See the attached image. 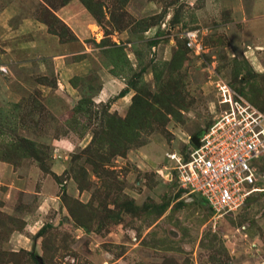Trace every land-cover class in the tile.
<instances>
[{
    "label": "rangeland",
    "instance_id": "374dc122",
    "mask_svg": "<svg viewBox=\"0 0 264 264\" xmlns=\"http://www.w3.org/2000/svg\"><path fill=\"white\" fill-rule=\"evenodd\" d=\"M210 2L0 0V87L22 98L0 99V161L10 165L0 264H264V157L259 191L223 216L167 177L168 154L185 155L221 114L218 83L264 111V26L235 25ZM66 7L87 19L83 41ZM29 19L79 53L69 60H89L71 80L77 100L58 113L44 102L43 86L60 80L52 61L19 64ZM187 30L201 31V55L187 48ZM112 79L119 89L103 93ZM60 138L73 144L63 156L52 146Z\"/></svg>",
    "mask_w": 264,
    "mask_h": 264
},
{
    "label": "built area",
    "instance_id": "2783aa9c",
    "mask_svg": "<svg viewBox=\"0 0 264 264\" xmlns=\"http://www.w3.org/2000/svg\"><path fill=\"white\" fill-rule=\"evenodd\" d=\"M200 30L182 37L196 55L204 51ZM221 114L201 133L199 146L170 153V181L197 195L218 215L247 205L257 187L256 163L264 157V111L240 98L226 83L217 84ZM167 169V168H166Z\"/></svg>",
    "mask_w": 264,
    "mask_h": 264
},
{
    "label": "crops",
    "instance_id": "0c3cea01",
    "mask_svg": "<svg viewBox=\"0 0 264 264\" xmlns=\"http://www.w3.org/2000/svg\"><path fill=\"white\" fill-rule=\"evenodd\" d=\"M210 1V3L216 5L218 8L231 11L233 17L236 20L234 22L235 25L237 23H242L244 27L249 29L253 27L259 28L264 26V0H220L219 3L216 2V0ZM68 10V7L62 10L63 17L66 16L64 17V20L69 25L73 33L78 37V39L83 41V39H85L87 36H90L92 33L89 29L87 19L78 16L74 17L73 13H65V11ZM18 31L21 36L27 34H30L31 36L30 41L21 45L22 51L28 55L26 58L27 60L21 61L19 64L29 65L32 63H38L40 65L39 68L43 69V61L45 59L51 60L56 71L58 74H60L59 84L56 88L43 86V91L45 93L47 92L44 101L46 106L52 110L54 109V113H58V111H60L63 106L68 105V102L73 103L77 100L78 90L72 85L71 80L75 77L84 76L88 73L89 70L87 67L90 65L89 60H69L72 56L79 53L72 52L70 48H68L67 44L65 45L60 43L57 36L48 33L47 27L36 20H26L21 29ZM253 34L256 35V32ZM11 58L12 60L16 59V57L13 56ZM18 78L19 77L16 73H12L11 82H19ZM115 81L116 80L114 79L104 81L102 92L104 93L119 89L117 86L118 84H116ZM58 93H64L65 100L56 98ZM0 99H6L7 102L12 103H18L22 100L21 96L13 91L11 86L6 85L0 87ZM57 100L60 106L57 104ZM72 145V142L68 138L55 139L52 144L59 156L65 155ZM61 164L62 162L57 160V164H55L56 170H54L57 175L61 173ZM9 173L10 165L0 161V185H4L5 179L7 178L6 176H8Z\"/></svg>",
    "mask_w": 264,
    "mask_h": 264
},
{
    "label": "water",
    "instance_id": "95a60500",
    "mask_svg": "<svg viewBox=\"0 0 264 264\" xmlns=\"http://www.w3.org/2000/svg\"><path fill=\"white\" fill-rule=\"evenodd\" d=\"M200 136H201V134H198V135H196V136H194V137L192 138V142H193L195 145H197V146H199V139H200Z\"/></svg>",
    "mask_w": 264,
    "mask_h": 264
},
{
    "label": "trees",
    "instance_id": "16d2710c",
    "mask_svg": "<svg viewBox=\"0 0 264 264\" xmlns=\"http://www.w3.org/2000/svg\"><path fill=\"white\" fill-rule=\"evenodd\" d=\"M204 201V200H203ZM205 202V201H204ZM206 203V202H205ZM36 260H38V256L35 257Z\"/></svg>",
    "mask_w": 264,
    "mask_h": 264
}]
</instances>
